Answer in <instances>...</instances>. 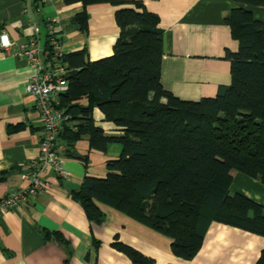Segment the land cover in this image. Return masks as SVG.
I'll return each mask as SVG.
<instances>
[{"label": "trees", "instance_id": "16d2710c", "mask_svg": "<svg viewBox=\"0 0 264 264\" xmlns=\"http://www.w3.org/2000/svg\"><path fill=\"white\" fill-rule=\"evenodd\" d=\"M37 1V0H35ZM80 3L72 21L86 27L88 5L118 6L119 35L109 56L91 61L85 48L65 52L68 90L60 105L72 125L58 135L75 141L86 135L95 149L119 143L103 177L85 175L73 198L92 223H101L106 204L168 236L175 257L190 260L212 221L264 236V206L230 192L232 171L264 185V24L251 6L264 0H232L224 22L237 41L230 83L198 100L182 99L161 82L163 30L158 16L138 0H62ZM97 108L118 131L95 124ZM133 264L154 259L115 239ZM256 264H264V249Z\"/></svg>", "mask_w": 264, "mask_h": 264}, {"label": "crops", "instance_id": "0c3cea01", "mask_svg": "<svg viewBox=\"0 0 264 264\" xmlns=\"http://www.w3.org/2000/svg\"><path fill=\"white\" fill-rule=\"evenodd\" d=\"M158 16L163 30L161 82L176 96L198 100L215 95L230 83V61L226 52H235L224 17L239 6L232 0H138ZM118 6L110 3L88 5L86 27L72 21L82 11L80 3L62 0H0V32L12 41L0 48V198L26 182L21 173L37 157L42 136L41 117L32 95L26 92L27 79L35 72L20 45L39 27V42L46 45L47 23H55L65 52L85 48L91 61L109 56L119 35L115 21ZM264 24V6L248 7ZM95 124L105 134L118 131L93 110ZM70 126V125H69ZM63 165L67 177L48 171L52 187L29 197L0 217V264H133L130 257L112 244L115 239L154 259V264H256L264 249V236L212 221L202 244L191 260L175 257L170 238L109 205L99 203L101 223L87 218L72 191L84 176L103 177L106 163L121 152L119 143L106 151L92 147L86 135L68 141L62 135ZM230 192H239L264 206V185L255 178L232 171Z\"/></svg>", "mask_w": 264, "mask_h": 264}, {"label": "built area", "instance_id": "2783aa9c", "mask_svg": "<svg viewBox=\"0 0 264 264\" xmlns=\"http://www.w3.org/2000/svg\"><path fill=\"white\" fill-rule=\"evenodd\" d=\"M48 0H37L42 5ZM39 27L33 26L32 37L20 45L18 53L25 57L35 72L27 79L26 92L33 96L41 117L42 136L38 144V155L29 161L27 169L21 173L26 185L21 189H10L0 198V217L9 209L23 203L29 197L52 187L45 177L48 171L59 178L67 177L63 165L58 135L64 125H72L70 115L60 105L59 98L68 90L67 63L58 30L52 21L47 23L46 45L39 42ZM12 41L5 31L0 32V48L8 50Z\"/></svg>", "mask_w": 264, "mask_h": 264}, {"label": "rangeland", "instance_id": "374dc122", "mask_svg": "<svg viewBox=\"0 0 264 264\" xmlns=\"http://www.w3.org/2000/svg\"><path fill=\"white\" fill-rule=\"evenodd\" d=\"M232 193V192H231ZM191 260V259H190Z\"/></svg>", "mask_w": 264, "mask_h": 264}]
</instances>
